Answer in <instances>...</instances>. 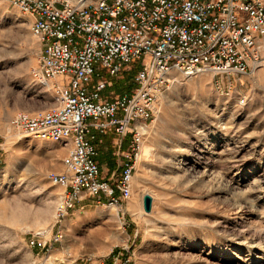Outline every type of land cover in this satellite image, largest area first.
I'll use <instances>...</instances> for the list:
<instances>
[{
  "label": "rangeland",
  "instance_id": "1",
  "mask_svg": "<svg viewBox=\"0 0 264 264\" xmlns=\"http://www.w3.org/2000/svg\"><path fill=\"white\" fill-rule=\"evenodd\" d=\"M30 22L0 0V264H115L118 256L134 264H264V65L253 75L172 73L131 198L103 207L87 197L55 225L63 189L48 176L64 171L69 149L10 126L19 112L57 104L33 76L41 47ZM140 68L130 66L108 92L129 94ZM104 136L108 179L119 172L118 151L115 135ZM58 231L63 238L50 251L30 247L34 235L53 241Z\"/></svg>",
  "mask_w": 264,
  "mask_h": 264
},
{
  "label": "built area",
  "instance_id": "2",
  "mask_svg": "<svg viewBox=\"0 0 264 264\" xmlns=\"http://www.w3.org/2000/svg\"><path fill=\"white\" fill-rule=\"evenodd\" d=\"M4 1L30 16L41 47L33 76L51 88L57 103L46 111L19 112L10 126L69 149L64 171L48 176L63 189L55 225L87 197L103 207L131 198L156 105L172 86V73L230 77L253 75L264 65V0ZM134 64L141 68L131 79V92H108ZM110 132L119 172L107 179L98 144ZM62 238L61 231L53 241L38 233L29 245L42 244L48 252ZM117 258L115 264H134Z\"/></svg>",
  "mask_w": 264,
  "mask_h": 264
},
{
  "label": "water",
  "instance_id": "3",
  "mask_svg": "<svg viewBox=\"0 0 264 264\" xmlns=\"http://www.w3.org/2000/svg\"><path fill=\"white\" fill-rule=\"evenodd\" d=\"M153 199L150 195L146 194L143 197V208L145 213H150L152 211Z\"/></svg>",
  "mask_w": 264,
  "mask_h": 264
},
{
  "label": "crops",
  "instance_id": "4",
  "mask_svg": "<svg viewBox=\"0 0 264 264\" xmlns=\"http://www.w3.org/2000/svg\"><path fill=\"white\" fill-rule=\"evenodd\" d=\"M105 138V136H100V139H99V144H98V149H99V156H98V162L101 166V169H104V167L107 166V162L104 161L103 158L100 157V147L104 144L103 143V139ZM103 173V172H102ZM104 174V173H103ZM104 176V175H103Z\"/></svg>",
  "mask_w": 264,
  "mask_h": 264
},
{
  "label": "bare ground",
  "instance_id": "5",
  "mask_svg": "<svg viewBox=\"0 0 264 264\" xmlns=\"http://www.w3.org/2000/svg\"><path fill=\"white\" fill-rule=\"evenodd\" d=\"M171 77H172V76H171ZM46 87L50 88L49 86H46ZM54 106H56V105H54ZM47 148L51 149L52 147H51V146H48Z\"/></svg>",
  "mask_w": 264,
  "mask_h": 264
},
{
  "label": "trees",
  "instance_id": "6",
  "mask_svg": "<svg viewBox=\"0 0 264 264\" xmlns=\"http://www.w3.org/2000/svg\"><path fill=\"white\" fill-rule=\"evenodd\" d=\"M132 88H133V87H132ZM132 88H131V89H132Z\"/></svg>",
  "mask_w": 264,
  "mask_h": 264
}]
</instances>
